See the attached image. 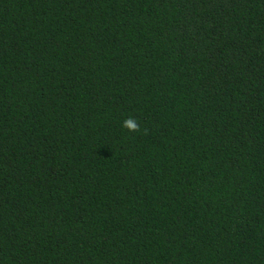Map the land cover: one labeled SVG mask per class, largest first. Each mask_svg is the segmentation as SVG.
<instances>
[{
  "label": "trees",
  "instance_id": "16d2710c",
  "mask_svg": "<svg viewBox=\"0 0 264 264\" xmlns=\"http://www.w3.org/2000/svg\"><path fill=\"white\" fill-rule=\"evenodd\" d=\"M0 264H264V0H0Z\"/></svg>",
  "mask_w": 264,
  "mask_h": 264
},
{
  "label": "clouds",
  "instance_id": "9594fccd",
  "mask_svg": "<svg viewBox=\"0 0 264 264\" xmlns=\"http://www.w3.org/2000/svg\"><path fill=\"white\" fill-rule=\"evenodd\" d=\"M122 126L127 128L129 131H136L138 129V124L133 118L125 119L122 123Z\"/></svg>",
  "mask_w": 264,
  "mask_h": 264
}]
</instances>
